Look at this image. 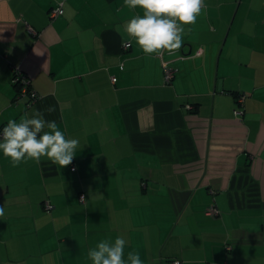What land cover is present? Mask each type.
<instances>
[{
	"label": "crops",
	"instance_id": "0c3cea01",
	"mask_svg": "<svg viewBox=\"0 0 264 264\" xmlns=\"http://www.w3.org/2000/svg\"><path fill=\"white\" fill-rule=\"evenodd\" d=\"M204 2L157 56L123 30L143 12L124 0H0V130L52 106L80 144L62 168L0 151V264H92L118 235L143 264H264V0Z\"/></svg>",
	"mask_w": 264,
	"mask_h": 264
},
{
	"label": "clouds",
	"instance_id": "9594fccd",
	"mask_svg": "<svg viewBox=\"0 0 264 264\" xmlns=\"http://www.w3.org/2000/svg\"><path fill=\"white\" fill-rule=\"evenodd\" d=\"M130 9H142L123 24V30L135 40L145 55H162L164 50L172 52L183 44L185 26L196 23L197 17L206 8L204 0H124ZM123 71V64L120 65ZM107 70L106 68L104 69ZM44 111L51 113L54 107ZM44 111L34 110L29 116L22 115L19 120L9 119L0 130V151L10 159L13 167L32 160L39 163L47 157L53 164L62 167L70 165L80 146L78 139L67 138L59 130L55 121L44 118ZM0 206V217L4 216ZM128 241L118 235L114 241L101 240L88 251L92 264H143L135 250L127 252Z\"/></svg>",
	"mask_w": 264,
	"mask_h": 264
},
{
	"label": "built area",
	"instance_id": "2783aa9c",
	"mask_svg": "<svg viewBox=\"0 0 264 264\" xmlns=\"http://www.w3.org/2000/svg\"><path fill=\"white\" fill-rule=\"evenodd\" d=\"M60 4L57 6V7H52L51 10L49 11V15L50 17H54L60 13H62V8L60 7ZM163 66H164V80L166 82H169L171 81V79L173 78V75H174V70L173 68L169 67L166 65V63H163ZM14 80L15 81H19L21 83V86H20V92L22 94L24 93H27L28 91V88H27V84H28V78H26L25 76L23 75H19V73H17V75L14 77ZM112 80H115V77L113 76L112 77ZM31 98H36L37 94L36 92L33 90V89H30L29 93H27ZM243 95H240L237 97V100H236V106L233 110V113L235 115H241L242 114V104H243ZM187 109H192L193 108V105L191 103H188L185 105ZM74 167L72 166L71 169H73ZM80 199H83V194H80L79 196ZM45 207L47 209H49L51 207L50 204L46 203L45 204ZM218 212V209H216L215 207L213 206H209L207 209H206V213L207 214H215ZM170 264H180V261L178 260H174L172 261Z\"/></svg>",
	"mask_w": 264,
	"mask_h": 264
},
{
	"label": "trees",
	"instance_id": "16d2710c",
	"mask_svg": "<svg viewBox=\"0 0 264 264\" xmlns=\"http://www.w3.org/2000/svg\"><path fill=\"white\" fill-rule=\"evenodd\" d=\"M17 73H19V75H23V76H25L26 78H28V81H29V77H28L25 73H23L22 71H19V70H17V69L14 70L13 83H14L16 89H17L16 97L27 96V97H28V101H33V100H35V99L37 98V96H36V98L34 99V98H31V97L27 94V93H29L30 89H33V88L31 87V85H30V82H28V84H27V88H28L27 93L22 94V93L20 92V86H21V83H20L19 81H15V80H14V77L17 75ZM36 94H37V93H36ZM235 96H236V97H235V102H236L237 97L240 96V94L235 95ZM242 106H243V104H242ZM79 195H80V194H79ZM78 197H79V196H78Z\"/></svg>",
	"mask_w": 264,
	"mask_h": 264
},
{
	"label": "bare ground",
	"instance_id": "6f19581e",
	"mask_svg": "<svg viewBox=\"0 0 264 264\" xmlns=\"http://www.w3.org/2000/svg\"><path fill=\"white\" fill-rule=\"evenodd\" d=\"M241 108H242V113H243V106Z\"/></svg>",
	"mask_w": 264,
	"mask_h": 264
}]
</instances>
